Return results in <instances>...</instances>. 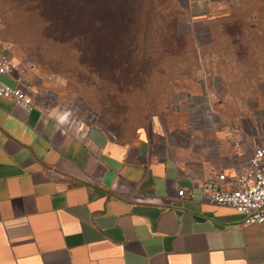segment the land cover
<instances>
[{
	"label": "crops",
	"instance_id": "0c3cea01",
	"mask_svg": "<svg viewBox=\"0 0 264 264\" xmlns=\"http://www.w3.org/2000/svg\"><path fill=\"white\" fill-rule=\"evenodd\" d=\"M0 82L21 80L14 71ZM22 85L32 108L0 96V264H264V227L241 225L232 208L201 193L252 152L224 138L219 122L182 130L154 119L120 141ZM181 188L193 199L179 197Z\"/></svg>",
	"mask_w": 264,
	"mask_h": 264
},
{
	"label": "rangeland",
	"instance_id": "374dc122",
	"mask_svg": "<svg viewBox=\"0 0 264 264\" xmlns=\"http://www.w3.org/2000/svg\"><path fill=\"white\" fill-rule=\"evenodd\" d=\"M44 15L40 0H0L5 54L43 105L127 142L154 119L188 129L176 98L215 78L224 138L243 153L264 141V0H147L130 12L124 2L101 24Z\"/></svg>",
	"mask_w": 264,
	"mask_h": 264
},
{
	"label": "built area",
	"instance_id": "2783aa9c",
	"mask_svg": "<svg viewBox=\"0 0 264 264\" xmlns=\"http://www.w3.org/2000/svg\"><path fill=\"white\" fill-rule=\"evenodd\" d=\"M2 23L0 21V29ZM16 70L15 64L5 54L4 42L0 38V74H11ZM211 88L202 93L200 103L188 94L181 98L188 112V130L200 128L204 131L214 130L219 119L212 110L213 97L217 96L221 84L217 79H211ZM0 96L12 98L16 103L26 108L33 107L32 97L21 82L14 86L0 82ZM204 199L217 206L232 208L241 216V225H258L264 227V141L255 143L246 165L236 168L228 176L218 173L201 186ZM177 195L193 199L191 188H181Z\"/></svg>",
	"mask_w": 264,
	"mask_h": 264
},
{
	"label": "trees",
	"instance_id": "16d2710c",
	"mask_svg": "<svg viewBox=\"0 0 264 264\" xmlns=\"http://www.w3.org/2000/svg\"><path fill=\"white\" fill-rule=\"evenodd\" d=\"M147 0H40L44 16L55 17L56 21L79 20L101 24L108 15L115 13L118 5L125 2L130 12L134 5H143ZM129 5V7H128Z\"/></svg>",
	"mask_w": 264,
	"mask_h": 264
}]
</instances>
